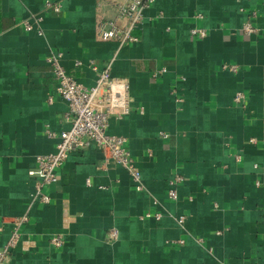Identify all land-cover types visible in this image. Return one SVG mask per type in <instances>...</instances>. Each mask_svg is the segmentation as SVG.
Returning <instances> with one entry per match:
<instances>
[{"label": "crops", "instance_id": "0c3cea01", "mask_svg": "<svg viewBox=\"0 0 264 264\" xmlns=\"http://www.w3.org/2000/svg\"><path fill=\"white\" fill-rule=\"evenodd\" d=\"M45 1L0 0V249L25 213L30 241L9 264H264V0H156L139 41L121 47L98 37V0H52L59 12L44 11ZM241 7L257 11L255 34H243ZM103 12L116 16L112 5ZM34 14L44 16L42 36L20 24ZM51 50L88 87L92 61L129 81L132 109L112 116L108 132L127 138L143 190L91 146L70 153L46 187L49 204L31 203L36 156L58 142L47 130L70 128ZM54 234L64 235L61 248Z\"/></svg>", "mask_w": 264, "mask_h": 264}, {"label": "built area", "instance_id": "2783aa9c", "mask_svg": "<svg viewBox=\"0 0 264 264\" xmlns=\"http://www.w3.org/2000/svg\"><path fill=\"white\" fill-rule=\"evenodd\" d=\"M155 1L122 0L113 2L111 0H98V37L106 41L113 40L120 47L138 42L139 35L137 32L145 23V12L152 7ZM109 5L115 7L116 16L114 18L107 17L103 12V8ZM61 9V1L46 0L44 3V11L59 12ZM240 11L245 14L242 26L243 34L252 35L258 32V28L253 23V20L257 17V11L245 10L244 7H241ZM163 15L164 13L160 12L157 17ZM196 17L199 18L202 15H196ZM43 21V15L34 14L30 18L21 21L20 24L26 31H35L42 36L44 35ZM191 33L199 38L207 36V32L201 28H194ZM62 58V51L51 50L47 61L57 82V92L68 105L66 121L70 123V128L61 131L59 134L47 130V135L50 138L57 139L58 142L54 152L36 156V167L29 172L31 176L37 178L34 190L30 194L31 203L38 201L42 204H49L51 197L46 192V187L58 181V170L66 162L70 153L91 146H95L103 152L104 165L110 160L120 164L128 171L136 190H143L142 173L127 145V138L108 132L112 116L121 119L124 115L130 113L132 109L129 81L114 77L111 63L102 69H98L92 61L89 67L97 72V78L94 85L88 87L66 71L62 65ZM76 64L80 65L81 62L77 61ZM229 68L236 70L237 66L230 65ZM165 71L166 69H161L152 75L156 77ZM245 99L246 95L243 92H238L234 97L236 104H243ZM51 100L50 98L49 101ZM182 181V176H176L170 180L168 190L170 199H177V185ZM257 184H259V181H257ZM150 216L151 213H147L141 219ZM154 216L156 219H160L161 214L157 212ZM28 218V214L25 213L13 219L11 235L0 249V264H9L13 251L19 245H22L25 250L29 249L30 241L24 240L22 233V227L28 221ZM184 220V215L178 218L181 224ZM117 234V230L112 229L108 239H116ZM50 242L54 247L61 248L65 244L64 235L54 234ZM179 242L183 243V240Z\"/></svg>", "mask_w": 264, "mask_h": 264}]
</instances>
